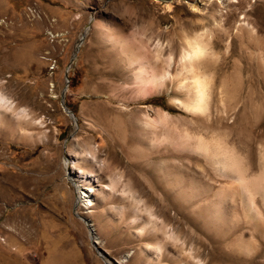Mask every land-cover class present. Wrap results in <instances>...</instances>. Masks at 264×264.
<instances>
[{"label": "rangeland", "instance_id": "obj_1", "mask_svg": "<svg viewBox=\"0 0 264 264\" xmlns=\"http://www.w3.org/2000/svg\"><path fill=\"white\" fill-rule=\"evenodd\" d=\"M223 1L0 0V89L42 121L30 125L9 112L0 123V264H158L153 248L150 259L142 256L153 236L139 235L151 195L143 187L133 208L128 199L135 182L154 185L150 138L210 125L207 132L221 131L249 160L257 158L264 0ZM190 38L204 46L195 61L183 59ZM194 76L205 82V112L190 107ZM67 85L76 121L61 102ZM166 112L165 125L155 122ZM71 155L76 171L93 175L90 208L78 203ZM126 204L132 209L125 213ZM134 214L140 224L129 228Z\"/></svg>", "mask_w": 264, "mask_h": 264}, {"label": "bare ground", "instance_id": "obj_2", "mask_svg": "<svg viewBox=\"0 0 264 264\" xmlns=\"http://www.w3.org/2000/svg\"><path fill=\"white\" fill-rule=\"evenodd\" d=\"M188 44L189 50L183 59L195 61L194 58L204 55L203 43L198 38L188 39ZM200 76H194L198 94L195 104L190 107L195 112H205L208 108V104H202L205 82ZM27 111L14 105L0 89V123L9 121L11 112L18 121L42 124ZM68 114L77 120L76 115ZM167 114H160L155 122L165 125ZM145 124L152 128L151 121H145ZM210 127L207 128L209 132ZM22 129L31 132L27 127ZM207 129L201 133L187 131L150 138V153L157 155L147 163L154 176V185L146 186L137 181L128 191L132 208L139 203L137 196L143 193V187L151 195V204H146L148 217L142 219L139 235L145 239L153 236L154 243L146 242L142 256L147 255L150 259L148 250L153 248L158 253L157 259L153 257L158 264H164V257L171 264H264V134L253 139L259 153L256 159L249 160L230 138L229 141L220 135L221 131L209 133ZM170 156L178 159L173 160ZM66 159L70 164L74 162L71 166L76 174L70 171V180L77 187L78 203L88 208L94 206V182L90 179L93 175L87 174L85 168V171H76L79 160L73 156ZM135 187L138 189L134 191ZM130 208L127 205L125 213ZM170 209L175 210L174 215L170 214ZM161 213L165 219L160 223L158 216ZM81 218L87 217L81 215ZM138 223L134 214L127 225L136 227ZM89 225L94 242L99 243L94 222ZM220 240L225 241V245H221ZM105 260L107 264H114L108 258Z\"/></svg>", "mask_w": 264, "mask_h": 264}, {"label": "water", "instance_id": "obj_3", "mask_svg": "<svg viewBox=\"0 0 264 264\" xmlns=\"http://www.w3.org/2000/svg\"><path fill=\"white\" fill-rule=\"evenodd\" d=\"M84 34H85V32H84ZM78 50H79V45L75 49V53H74V55L72 57L71 64H69L68 69H67V72H66L67 82H69V70H70V68L72 66V63L74 62V59L76 58V54H77ZM67 87H68V85L65 87V89L62 92V101L61 102H62V105L64 106L65 110L68 113H72V115L75 116V113L66 104L65 96H66V92H67Z\"/></svg>", "mask_w": 264, "mask_h": 264}]
</instances>
